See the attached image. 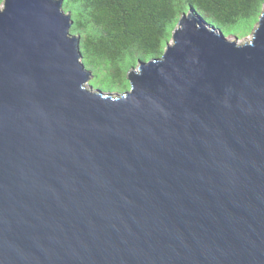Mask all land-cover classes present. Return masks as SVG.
<instances>
[{
    "label": "water",
    "instance_id": "water-1",
    "mask_svg": "<svg viewBox=\"0 0 264 264\" xmlns=\"http://www.w3.org/2000/svg\"><path fill=\"white\" fill-rule=\"evenodd\" d=\"M71 24L0 9V264H264V11L239 44L189 10L120 95Z\"/></svg>",
    "mask_w": 264,
    "mask_h": 264
},
{
    "label": "trees",
    "instance_id": "trees-1",
    "mask_svg": "<svg viewBox=\"0 0 264 264\" xmlns=\"http://www.w3.org/2000/svg\"><path fill=\"white\" fill-rule=\"evenodd\" d=\"M62 9L99 90L118 92L129 89L126 77L138 61L161 56L189 10L216 32L241 40L255 30L264 0H62Z\"/></svg>",
    "mask_w": 264,
    "mask_h": 264
},
{
    "label": "rangeland",
    "instance_id": "rangeland-1",
    "mask_svg": "<svg viewBox=\"0 0 264 264\" xmlns=\"http://www.w3.org/2000/svg\"><path fill=\"white\" fill-rule=\"evenodd\" d=\"M2 7H3V4L1 3L0 4V9H2ZM250 37H251V35L250 36H247L246 38H244V39H241V40H238V43L239 44H243L244 42H246L247 40H249L250 39ZM228 40H233L231 37H228L227 38ZM138 65V64H137ZM137 67V66H136ZM106 75V73H102V74H99V76H105ZM99 81L98 80H96L94 77H92L91 79H89L88 80V85L89 86H91L92 88H94V89H100V88H102L100 85H99ZM116 89L117 87H113V89ZM117 90V89H116ZM119 93H121L122 94V91H118V94Z\"/></svg>",
    "mask_w": 264,
    "mask_h": 264
},
{
    "label": "bare ground",
    "instance_id": "bare-ground-1",
    "mask_svg": "<svg viewBox=\"0 0 264 264\" xmlns=\"http://www.w3.org/2000/svg\"><path fill=\"white\" fill-rule=\"evenodd\" d=\"M2 4H3V2H2ZM67 16H70L69 14H67V13H65ZM121 93H119V95H120Z\"/></svg>",
    "mask_w": 264,
    "mask_h": 264
},
{
    "label": "flooded vegetation",
    "instance_id": "flooded-vegetation-1",
    "mask_svg": "<svg viewBox=\"0 0 264 264\" xmlns=\"http://www.w3.org/2000/svg\"><path fill=\"white\" fill-rule=\"evenodd\" d=\"M111 93H116V92H111Z\"/></svg>",
    "mask_w": 264,
    "mask_h": 264
}]
</instances>
